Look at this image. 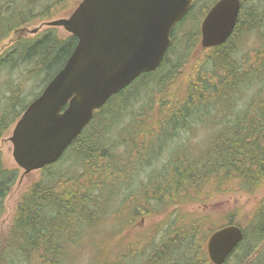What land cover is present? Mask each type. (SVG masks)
Wrapping results in <instances>:
<instances>
[{"label": "trees", "instance_id": "obj_1", "mask_svg": "<svg viewBox=\"0 0 264 264\" xmlns=\"http://www.w3.org/2000/svg\"><path fill=\"white\" fill-rule=\"evenodd\" d=\"M64 1L0 0V77L8 73L0 85V140L77 44L76 36L63 37L57 27L25 36L35 21L54 17ZM217 1L208 0L207 12ZM184 20L174 29L161 65L112 96L59 160L71 154L83 169L63 178L50 170L59 161L46 166L43 177L22 195L6 235L0 234V264H68L69 249L101 220L123 176L151 165L159 170L149 177L148 189L158 190L156 201L173 211L150 239L147 264H214L207 241L227 225L239 226L243 240L226 263L235 258L236 264H264V196L244 225L230 220L208 235L206 216L184 213L180 206L205 200L201 192L206 184L215 190L239 186L249 196L264 188V0H241L234 32L223 44L202 48L200 33L191 31L180 56L175 31ZM248 33L258 34L261 45L239 62L234 40ZM181 76L187 82L183 95L172 90ZM31 81H41L42 88L28 101L25 89ZM124 117L128 123L121 125ZM196 123L218 125L197 155L178 138L194 133ZM122 145L129 148L125 156L117 151ZM19 176L20 168L7 166L0 153V218Z\"/></svg>", "mask_w": 264, "mask_h": 264}, {"label": "water", "instance_id": "obj_2", "mask_svg": "<svg viewBox=\"0 0 264 264\" xmlns=\"http://www.w3.org/2000/svg\"><path fill=\"white\" fill-rule=\"evenodd\" d=\"M194 1L81 0L69 16L47 22L78 40L14 125L10 141L18 167L28 174L59 161L97 110L141 74L156 70ZM240 11L241 0H218L202 20L201 47L226 42ZM242 240L237 225L213 232L207 241L211 261L224 264Z\"/></svg>", "mask_w": 264, "mask_h": 264}, {"label": "rangeland", "instance_id": "obj_3", "mask_svg": "<svg viewBox=\"0 0 264 264\" xmlns=\"http://www.w3.org/2000/svg\"><path fill=\"white\" fill-rule=\"evenodd\" d=\"M80 1L65 0L60 3L56 8L58 9V13L54 17L35 21L26 29L25 36L33 37L42 31L48 30L50 26L46 24L47 22L69 16ZM207 5L208 0H197L193 9L190 11V15L176 29L175 39L178 55L181 56V54L185 53L187 45L186 38H190L191 31L198 30L200 33L198 39L201 40V23L207 12ZM57 29L63 37L70 34L63 27H57ZM255 33L240 34L239 38H235L234 42L238 45L235 56L239 62H243L246 56L252 53L254 47L261 45L258 34ZM7 43L8 41H5L4 44ZM176 58V55L172 56L173 60H176ZM6 78H8V73L3 71L0 77V85ZM37 81H31L26 84L25 96L28 101L32 100L35 94L39 93L42 88V82ZM186 83L185 77L181 76L173 84L172 90L177 94L183 95ZM1 88L4 89L5 86H1ZM125 123H128L126 117L123 118L121 125ZM14 125L15 123L0 140V153L6 165L10 167H18L13 157V144L10 141ZM194 129H196L194 133H184L178 138H181V141H185V144L191 149L190 152L197 155L209 144V139H213V134L217 131L218 125L196 123ZM121 131L120 126L119 130L116 131L118 133L113 137L114 140L118 139ZM132 133L129 132L128 134ZM128 149L125 145L117 147V151L122 156L128 153ZM155 167L151 165L149 169H143L132 177L123 176L121 189L116 196L111 197L113 200L110 201V204H107L106 213L101 216V220L91 229L82 233V236L78 238L80 242L74 245V247L76 246L74 249H69L68 264H147L146 260L148 258L145 255L147 251H150V248L147 247L153 243L150 239H153L157 227L162 226L164 220L168 218V214L173 211L171 206L159 205L156 201L154 195L158 193V190L148 189L149 177L159 170ZM82 169L83 165L77 161L76 157L71 156V154H68L59 161L57 166L50 168L52 173H56V175L63 178L69 176L70 173H74L75 171L79 172ZM42 177V170H36L26 174L20 168V176L6 197L4 203L5 212L0 218V234L2 237L6 235L17 210L20 198L32 183L40 180ZM160 184L163 183L161 182ZM238 187H235L236 191H232L226 187L224 190H218L217 188L215 190L212 185L206 184L203 186V192H201L204 193L205 200L200 198L197 201L183 203L180 205L181 211L196 214V216L205 215L207 218V227H205L206 235L209 234L213 227L219 228L224 224H228L230 220L244 225L250 217V214H252L251 211L264 196V188L260 189L256 196H249L248 193L239 191ZM138 195L142 196V199L144 197L146 201L140 200ZM146 239H149V241ZM236 263L237 260L234 258L226 264Z\"/></svg>", "mask_w": 264, "mask_h": 264}, {"label": "bare ground", "instance_id": "obj_4", "mask_svg": "<svg viewBox=\"0 0 264 264\" xmlns=\"http://www.w3.org/2000/svg\"><path fill=\"white\" fill-rule=\"evenodd\" d=\"M211 5V4H210ZM203 7V6H202ZM239 18V17H238ZM50 166V165H49ZM226 263V262H225Z\"/></svg>", "mask_w": 264, "mask_h": 264}]
</instances>
